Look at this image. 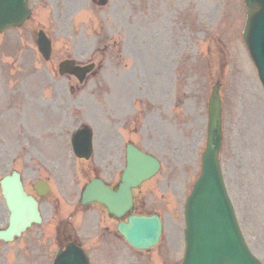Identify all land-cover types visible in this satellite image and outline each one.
<instances>
[{"label": "rangeland", "instance_id": "rangeland-1", "mask_svg": "<svg viewBox=\"0 0 264 264\" xmlns=\"http://www.w3.org/2000/svg\"><path fill=\"white\" fill-rule=\"evenodd\" d=\"M29 4L30 20L0 33V178L12 168L34 179L51 176L61 214L68 207L59 197H69L74 211L94 173L110 179L109 172L122 170L132 141L162 162L137 192V210L164 219L161 242L136 250L113 234L99 237L110 222L102 224L96 206L75 213L74 226L87 232L93 264H180L185 201L200 174L208 100L220 82L225 183L245 238L264 262V158L255 163L249 149L257 122L264 152V91L242 38L244 1ZM39 28L52 39L49 61L37 50ZM68 57L94 61L97 73L83 84L60 76L58 64ZM83 123L93 128L96 154L77 163L71 134ZM2 210L0 196V220ZM22 248L19 241H0V264H28Z\"/></svg>", "mask_w": 264, "mask_h": 264}, {"label": "water", "instance_id": "water-1", "mask_svg": "<svg viewBox=\"0 0 264 264\" xmlns=\"http://www.w3.org/2000/svg\"><path fill=\"white\" fill-rule=\"evenodd\" d=\"M248 16L244 39L264 85V0H246ZM28 0H0V32L9 26H19L30 17ZM38 45L45 58L51 54V40L43 30L38 33ZM93 64L78 66L73 60L60 63V72L76 74L83 80ZM222 109L219 86L215 85L209 101L208 140L202 155V172L197 179L185 208L186 251L182 264H261L248 249L239 229L231 201L228 197L219 152L222 145ZM77 155L89 157L92 133L84 127L72 138ZM160 169L159 161L130 144L127 166L117 191L101 179H93L82 193V203L98 201L105 204L118 217L132 206V189L150 178ZM4 194L12 210L8 229L0 231V238L12 239L38 218L35 201L26 195L20 175L2 181ZM119 232L135 248L149 249L159 242L162 221L158 214L132 215L120 222ZM55 264H90L87 255L71 246L60 252Z\"/></svg>", "mask_w": 264, "mask_h": 264}, {"label": "flooded vegetation", "instance_id": "flooded-vegetation-1", "mask_svg": "<svg viewBox=\"0 0 264 264\" xmlns=\"http://www.w3.org/2000/svg\"><path fill=\"white\" fill-rule=\"evenodd\" d=\"M97 172L98 173L96 174L98 176L102 175L100 170ZM109 173L111 179L107 180L108 178L106 175V180L109 185L115 187L114 183L116 180L114 179L118 176V172L116 170ZM5 175L6 174L3 176ZM22 177L28 194H31L39 202L42 216L41 222L32 224L20 237L15 238L14 240L19 241L23 245L22 250L26 254V256H24L25 262L28 264H52L57 251L63 249L69 242H73L76 245L85 248L84 240L86 239L87 232L82 234V232L74 226V222L72 220L75 213L78 214L79 211H83V208L80 207L81 209L79 210H71L69 212L71 207L70 198L66 196H64V199L59 197L60 200L67 202L66 206L68 207V209H65L63 214H61L60 202L53 196L54 183L51 180V176H43V180L47 181L51 185L48 191L43 195H41V192H44L45 189L43 186L40 189H36V184L39 180L37 175L36 177L38 178L35 179L31 178L29 174H22ZM0 194L3 206L2 218L0 221L2 228H6L10 223L11 212L8 208L6 199L2 194V190H0ZM44 203L50 205L48 210H44ZM136 203L135 199V206ZM93 205H96V214L102 224H104L103 221L105 222L106 220L110 222L109 224H104V230L100 233L99 237L108 238L110 234H113L115 239H119V234L116 230L118 220H116L114 215L110 214L107 208L102 204L97 203L83 207L88 209ZM131 212H136V207H134Z\"/></svg>", "mask_w": 264, "mask_h": 264}, {"label": "bare ground", "instance_id": "bare-ground-1", "mask_svg": "<svg viewBox=\"0 0 264 264\" xmlns=\"http://www.w3.org/2000/svg\"><path fill=\"white\" fill-rule=\"evenodd\" d=\"M257 122L254 124L253 128H252V135L250 137L251 142L249 143V149H250V153L253 156L254 162L257 163L259 161H261L264 158V152H263V148L260 145V134L257 133ZM255 137V141L254 138ZM256 139H258V141L256 142Z\"/></svg>", "mask_w": 264, "mask_h": 264}]
</instances>
